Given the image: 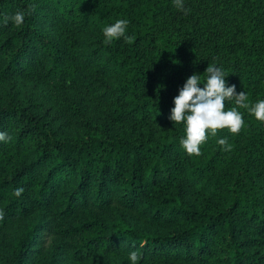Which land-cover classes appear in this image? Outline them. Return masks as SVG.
Listing matches in <instances>:
<instances>
[{"label":"trees","instance_id":"obj_1","mask_svg":"<svg viewBox=\"0 0 264 264\" xmlns=\"http://www.w3.org/2000/svg\"><path fill=\"white\" fill-rule=\"evenodd\" d=\"M184 4L0 0V264H264V123L239 109L189 156L169 120L209 63L264 99V0Z\"/></svg>","mask_w":264,"mask_h":264},{"label":"clouds","instance_id":"obj_2","mask_svg":"<svg viewBox=\"0 0 264 264\" xmlns=\"http://www.w3.org/2000/svg\"><path fill=\"white\" fill-rule=\"evenodd\" d=\"M174 6L187 13L184 0H173ZM27 13L17 11L11 17H6L4 23L11 22L15 27L25 23ZM129 21L118 19L115 23L102 28L105 44L123 39L131 42L128 36ZM221 67L209 63L206 71L188 77L179 94L174 98V107L171 109L169 120L174 127L182 125L184 135L180 139L181 148L189 156H198L201 153V145L209 137H216L219 130L227 129L233 135L238 134L244 126L243 114L239 109H246L248 114L257 121L264 123V99H257L254 104L248 103L247 92L237 94L235 85H228L227 78ZM201 84L203 87H201ZM226 102L233 105L226 110ZM11 137L6 132H0V142H7ZM223 151H230L231 145L227 137L217 140ZM22 189L16 194L20 195ZM129 264H139L140 257L136 251H131L127 257Z\"/></svg>","mask_w":264,"mask_h":264},{"label":"rangeland","instance_id":"obj_3","mask_svg":"<svg viewBox=\"0 0 264 264\" xmlns=\"http://www.w3.org/2000/svg\"><path fill=\"white\" fill-rule=\"evenodd\" d=\"M34 85V84H33ZM33 85H32V87H33ZM53 92H54V94H56V92L53 90ZM54 101V103L56 104V108H58L57 109V112H60V108H61V106L59 105V102L57 101V99L56 100H53ZM65 120L64 119H61V121L60 122H64ZM80 124V122H78L77 120H73V119H71V122L70 123H66L65 124V128L68 126V128H71V129H73V128H75V129H77V127H78V125ZM79 129H80V126H79ZM70 130V129H69ZM81 130V129H80ZM18 228H19V226H18ZM10 235H8V234H6L5 232H0V242H6V241H8V240H10L11 241V237L12 236H10ZM114 264V263H113ZM115 264H118V263H115ZM155 264H164V263H155Z\"/></svg>","mask_w":264,"mask_h":264}]
</instances>
